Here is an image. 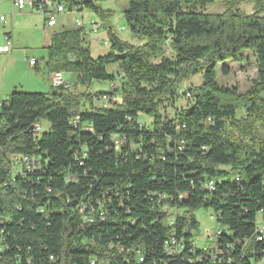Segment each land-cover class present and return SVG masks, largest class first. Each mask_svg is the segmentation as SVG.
<instances>
[{
  "label": "trees",
  "instance_id": "trees-1",
  "mask_svg": "<svg viewBox=\"0 0 264 264\" xmlns=\"http://www.w3.org/2000/svg\"><path fill=\"white\" fill-rule=\"evenodd\" d=\"M58 1L68 12L89 8L105 22L109 52L93 57L89 32L63 27L44 60L49 73H74L77 83L50 93L14 90L0 100V264L262 261L264 137L257 133L264 125V4L247 13L230 2L209 13L216 0H129L126 25L141 41L133 44L117 35L95 0ZM246 52L256 60L257 79L239 94L219 82V73H231L229 61L246 62ZM200 72L203 82L182 92L186 105L170 114L184 82ZM96 80L114 86L72 89ZM105 95L107 106L100 104ZM42 121L49 127L30 134ZM23 155L37 168L15 174L12 157ZM164 203L180 211L173 225ZM199 208L212 209L223 226L215 257L192 246ZM173 231L184 242L177 256L164 250Z\"/></svg>",
  "mask_w": 264,
  "mask_h": 264
},
{
  "label": "rangeland",
  "instance_id": "rangeland-1",
  "mask_svg": "<svg viewBox=\"0 0 264 264\" xmlns=\"http://www.w3.org/2000/svg\"><path fill=\"white\" fill-rule=\"evenodd\" d=\"M230 2H236L238 7L244 10L247 13L255 12L258 7L260 8L264 4V0H216V2L207 7L206 11L209 13H221L224 11L226 5ZM95 3L102 7L104 10L109 12L108 21L110 26L114 29L117 35L130 43L139 44L141 41L135 37L128 26L126 25V21L124 18V11L128 7L129 0H95ZM12 4V0H0V37L3 35V32L6 31L4 29V20L1 19V15L9 20L7 13L5 12L8 5ZM262 10V9H261ZM39 12V11H38ZM41 13V12H39ZM83 21L84 26L87 33L90 31V21L93 18L98 21L101 26L105 24L91 9L85 8L83 10ZM76 15L71 12H65L59 15L58 17V26L62 28V24H65V27H72L74 25V20ZM64 26V25H63ZM59 27V28H60ZM53 29V28H52ZM5 36V35H4ZM104 41L108 44L104 45ZM86 42L89 45L93 57L97 58L101 55H104L109 52V41L107 37L106 31L102 28L99 34H91L89 32L88 36H86ZM36 51V50H35ZM33 51V53L35 52ZM248 57L247 61L239 64L233 61H229L227 64L231 68V73L229 75H223L221 72L219 73V82L228 88L235 89L239 94H246L254 85V81L257 79V65L254 56L250 52H246ZM48 53L47 50L39 49L37 51V57L40 58V68L33 71V73L18 68H7L6 72H2L0 74V83L3 79L4 84L1 87L0 92V100H7L9 95L14 90L27 91V92H41V93H50L53 91L50 80H48L49 69L45 64V60L47 59ZM117 64L109 66V71H114ZM203 73L200 72L191 77L189 80L184 82L181 93L187 91L189 87H195L200 85L203 82ZM34 76L37 77L38 85H33L29 83V79ZM64 78L66 80H71L73 83H77V76L74 73H64ZM114 84H110L109 82L104 81H93L90 86L77 84V86H73L72 89L75 91H110V88L113 87ZM264 97V92L262 93ZM188 101V97H186L183 93L178 96L175 104V107H169V113H174L176 107L186 105ZM100 104L102 102L100 101ZM239 117H245L246 112L244 109L239 110ZM142 121H147L148 123L151 121V118L148 116H141ZM44 128H48V122H41ZM258 135L264 137V125L258 124ZM15 158L12 157V160ZM13 172L15 173V168L13 166ZM195 216L197 221L199 222V227L195 231V240L198 246L203 247L207 244V240L209 236L215 231V229H223V226L217 224L214 217V211L210 208H199L195 212ZM261 223L259 217V224ZM255 264V263H254ZM256 264H264L263 261H259Z\"/></svg>",
  "mask_w": 264,
  "mask_h": 264
},
{
  "label": "built area",
  "instance_id": "built-area-1",
  "mask_svg": "<svg viewBox=\"0 0 264 264\" xmlns=\"http://www.w3.org/2000/svg\"><path fill=\"white\" fill-rule=\"evenodd\" d=\"M12 4L17 7L20 11H23L27 7L35 10L34 4H39V9L36 11L41 12L45 17L47 21V25L49 27H54L58 24V17L62 13L68 12L67 8L65 7L64 3L58 1V0H12ZM76 15V18L74 20V24L76 27H84V21H83V15L80 12H74ZM1 19L5 20V17H1ZM102 29L101 24L96 21V20H91L90 21V33L91 34H98ZM104 45L107 46V42L104 41ZM13 48V43L10 39L7 40L5 45L0 46V52H10ZM30 65H35L37 63L36 58H31L29 60ZM49 80L51 85L54 88H60L61 86L69 88L71 86L69 80H66L64 78V73L63 72H51L49 73ZM102 105L107 106L108 103V96L105 95L101 99ZM33 133L39 134L43 131V126L41 123L33 125ZM116 144L119 146L121 144L120 140H116ZM0 149H1V144H0ZM13 166L15 168V174L16 173H25L24 170L26 171H34V169L37 168L38 162L36 161L35 158L31 157L30 155H23L20 157H15L13 160ZM25 167V169H24ZM210 189L213 188V182L209 183L208 186ZM84 211V208H81V212ZM161 211L165 215V221L169 225H173L176 221L177 215L179 214V209L176 207H172L171 204L169 203H164L161 205ZM100 216L102 219L106 218L105 211L100 213ZM216 221L215 214L212 215ZM87 222L92 221L89 216H85ZM261 223L259 224V240H262L264 237V218L260 217ZM195 231L192 230L193 234V241H192V246L193 249H200L206 252H210L212 256L215 257L214 250H212V243L215 242V235H217V232L220 231L219 229H215V231L209 236L207 240V244L203 247H200L197 245L196 240H195ZM186 232H189L186 230ZM180 243L183 242L182 237H178L177 232L173 231L171 234L168 236V238L164 241V250L165 253H167L169 256H177L180 255ZM112 248V246H111ZM4 251V239L0 236V253ZM120 252H124L123 248H119ZM136 258L138 259L139 263H142L145 261L144 254L141 251H137L136 253ZM51 261H55L54 255L50 256ZM264 262V259L262 260ZM91 264H110L109 261H97L93 260Z\"/></svg>",
  "mask_w": 264,
  "mask_h": 264
},
{
  "label": "crops",
  "instance_id": "crops-1",
  "mask_svg": "<svg viewBox=\"0 0 264 264\" xmlns=\"http://www.w3.org/2000/svg\"><path fill=\"white\" fill-rule=\"evenodd\" d=\"M5 12L9 20L7 21L5 17L4 29L6 31H4L3 35L0 37V46L5 45L7 40L10 39L13 43V48L10 52H0V74L6 72L7 68L11 67L24 69L33 73V71L40 68V58L37 57V51L40 48L47 50V47L51 43L53 33L62 30L65 24H62V28L58 25L49 27L45 16L29 7L20 11L11 4L8 5ZM1 17H4V15H1ZM91 20H93V18ZM71 26L73 27L74 25ZM33 51L35 52L33 53ZM31 58L37 59L35 65H30L29 60ZM39 81L40 80L34 76L29 79V83L33 85H38ZM1 83H3V79ZM1 83L0 92H2L1 87L4 85Z\"/></svg>",
  "mask_w": 264,
  "mask_h": 264
},
{
  "label": "bare ground",
  "instance_id": "bare-ground-1",
  "mask_svg": "<svg viewBox=\"0 0 264 264\" xmlns=\"http://www.w3.org/2000/svg\"><path fill=\"white\" fill-rule=\"evenodd\" d=\"M220 233H221V231L217 232V235H215V242L212 243V250H214V252H220V247L218 244V237H219Z\"/></svg>",
  "mask_w": 264,
  "mask_h": 264
},
{
  "label": "water",
  "instance_id": "water-1",
  "mask_svg": "<svg viewBox=\"0 0 264 264\" xmlns=\"http://www.w3.org/2000/svg\"><path fill=\"white\" fill-rule=\"evenodd\" d=\"M33 127H34V126H31V128L29 129V133H30V134H33Z\"/></svg>",
  "mask_w": 264,
  "mask_h": 264
}]
</instances>
